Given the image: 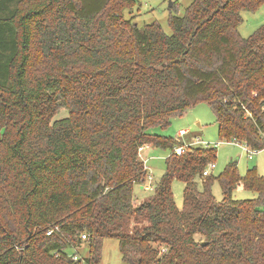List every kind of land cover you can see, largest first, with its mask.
<instances>
[{"label":"trees","instance_id":"obj_1","mask_svg":"<svg viewBox=\"0 0 264 264\" xmlns=\"http://www.w3.org/2000/svg\"><path fill=\"white\" fill-rule=\"evenodd\" d=\"M136 3L0 0V264H99L107 239L124 264H264V176L231 162L203 177L215 146L177 155L148 132L202 102L220 139L264 150V24L237 31L264 0H192L171 35L124 19ZM145 146L170 155L138 203Z\"/></svg>","mask_w":264,"mask_h":264},{"label":"rangeland","instance_id":"obj_2","mask_svg":"<svg viewBox=\"0 0 264 264\" xmlns=\"http://www.w3.org/2000/svg\"><path fill=\"white\" fill-rule=\"evenodd\" d=\"M191 3L192 0H137L133 9L124 11L123 16L126 20L131 19L140 28L144 25L158 22L164 32L167 35H171L172 31L168 24L169 18L171 16H184L186 8ZM241 16L242 23L237 31L241 37L247 38L264 24V5L255 12H242ZM65 116H67V111L62 110L54 119ZM180 130H188L189 133L180 137ZM148 132L174 141L178 140L184 146H190L196 139L209 143L210 146H215L216 159L214 163L215 167L212 170V176L215 178L219 177L228 163L231 162H236L237 170L241 177L245 175L248 169H252L253 167L257 169L259 175L264 176V150L255 154L253 159L249 160L242 146L220 139L215 117L205 103H197L181 116L173 118L168 126L164 128L153 127ZM143 149L144 147L139 152V158L144 163L147 176L143 185L134 186V195L137 196L138 203H141L152 195V187L162 177L165 171V159L170 155L169 150L151 146H149L147 151L143 152ZM148 179L151 183L149 190H146L144 185L148 182ZM182 192L183 184L174 181L172 184V194L178 208H181L182 205ZM212 194L216 201H221V190L217 182L212 186ZM253 197H255L254 193L246 191L242 187H238L233 192L235 200H250ZM76 251L82 258L89 255V249L85 243L78 247ZM68 252L75 253L73 249H69ZM99 264H124L121 260L116 240L107 239L103 241Z\"/></svg>","mask_w":264,"mask_h":264},{"label":"built area","instance_id":"obj_3","mask_svg":"<svg viewBox=\"0 0 264 264\" xmlns=\"http://www.w3.org/2000/svg\"><path fill=\"white\" fill-rule=\"evenodd\" d=\"M186 131H181L180 132V134H181V136L180 137H182L183 135H186ZM236 145L238 144V145H240V146H242V148L246 151V153H247V155H248V159L249 160H251V159H253V156L255 155V154H257V151H253V150H251L249 147H246L245 145H243V144H240V143H238V142H234ZM197 146V145H201V146H203V147H208L210 144L209 143H205V142H202V141H200V140H198V139H196V140H194V142L190 145V146ZM190 146H184V145H182L181 147H178V148H176L174 151H175V154H177V155H181V154H183L184 152H185V150L188 148V147H190ZM214 167H215V164L214 163H210L208 166H207V168L203 171V173H202V176L203 177H207L211 172H212V170L214 169ZM149 178V177H148ZM150 180L148 179V182L144 185V188L146 189V190H149V188H150V183L151 182H149ZM143 188V187H142ZM57 232H59V227L58 226H54V227H52L51 229H49L47 232H46V235L47 236H51L52 234H54V233H57ZM81 238H82V240H85V239H87V236L86 235H82L81 236ZM72 258H73V260H77L78 259V255H76V254H74V255H72Z\"/></svg>","mask_w":264,"mask_h":264},{"label":"crops","instance_id":"obj_4","mask_svg":"<svg viewBox=\"0 0 264 264\" xmlns=\"http://www.w3.org/2000/svg\"><path fill=\"white\" fill-rule=\"evenodd\" d=\"M180 131H187V134L189 133L188 130H180ZM178 138H180V137L178 136ZM148 149H149V146H145L142 151L144 152V151H147Z\"/></svg>","mask_w":264,"mask_h":264}]
</instances>
